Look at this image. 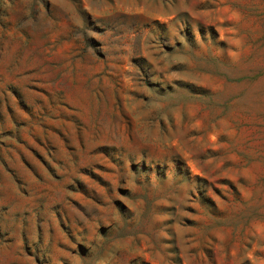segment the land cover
I'll use <instances>...</instances> for the list:
<instances>
[{
	"label": "rangeland",
	"instance_id": "374dc122",
	"mask_svg": "<svg viewBox=\"0 0 264 264\" xmlns=\"http://www.w3.org/2000/svg\"><path fill=\"white\" fill-rule=\"evenodd\" d=\"M0 264H264V0H0Z\"/></svg>",
	"mask_w": 264,
	"mask_h": 264
}]
</instances>
